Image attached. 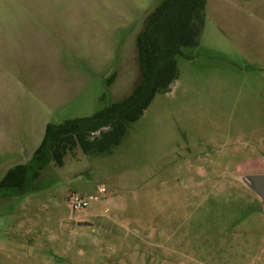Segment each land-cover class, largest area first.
Listing matches in <instances>:
<instances>
[{
  "label": "rangeland",
  "instance_id": "374dc122",
  "mask_svg": "<svg viewBox=\"0 0 264 264\" xmlns=\"http://www.w3.org/2000/svg\"><path fill=\"white\" fill-rule=\"evenodd\" d=\"M160 1L0 0V179L46 124L132 92L135 37ZM184 53L117 146L0 198V264H264V211L241 181L264 175V0H206Z\"/></svg>",
  "mask_w": 264,
  "mask_h": 264
},
{
  "label": "trees",
  "instance_id": "16d2710c",
  "mask_svg": "<svg viewBox=\"0 0 264 264\" xmlns=\"http://www.w3.org/2000/svg\"><path fill=\"white\" fill-rule=\"evenodd\" d=\"M205 6L206 0H161L148 12L135 37L140 77L132 92L90 117L46 124L31 158L8 169L0 179V198L36 190L40 171L50 163L62 166L67 154L106 153L117 146L154 97L170 92L178 77L177 59L192 58L184 49L198 46Z\"/></svg>",
  "mask_w": 264,
  "mask_h": 264
},
{
  "label": "water",
  "instance_id": "95a60500",
  "mask_svg": "<svg viewBox=\"0 0 264 264\" xmlns=\"http://www.w3.org/2000/svg\"><path fill=\"white\" fill-rule=\"evenodd\" d=\"M241 181L260 199L264 211V175H243ZM262 251L264 252V242L262 245Z\"/></svg>",
  "mask_w": 264,
  "mask_h": 264
},
{
  "label": "built area",
  "instance_id": "2783aa9c",
  "mask_svg": "<svg viewBox=\"0 0 264 264\" xmlns=\"http://www.w3.org/2000/svg\"><path fill=\"white\" fill-rule=\"evenodd\" d=\"M67 205L72 212H78L85 209L88 205V199L77 193H69L67 196Z\"/></svg>",
  "mask_w": 264,
  "mask_h": 264
},
{
  "label": "crops",
  "instance_id": "0c3cea01",
  "mask_svg": "<svg viewBox=\"0 0 264 264\" xmlns=\"http://www.w3.org/2000/svg\"><path fill=\"white\" fill-rule=\"evenodd\" d=\"M45 126H46V125H45ZM44 128H45V127H44ZM40 142H41V141H40ZM39 144H40V143H39ZM37 147H38V146H37ZM37 147H36V148H37ZM36 148L31 149V153H30V157H29V159L31 158V155H32V153L34 152V150H35ZM29 159H28V160H29ZM28 160H27V161H28ZM27 161H26V162H27ZM26 162H24V163H26ZM24 163H19V164H24ZM16 165H18V164H16ZM4 174H5V173H4Z\"/></svg>",
  "mask_w": 264,
  "mask_h": 264
}]
</instances>
